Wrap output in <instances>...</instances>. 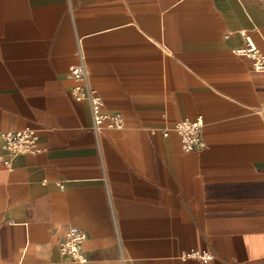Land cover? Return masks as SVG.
<instances>
[{"label": "crops", "instance_id": "crops-1", "mask_svg": "<svg viewBox=\"0 0 264 264\" xmlns=\"http://www.w3.org/2000/svg\"><path fill=\"white\" fill-rule=\"evenodd\" d=\"M240 32L264 54V0H0V132L37 135L0 141V264H80L69 225L82 264H264V73ZM77 50L123 128L95 133L72 98ZM197 117L205 146L183 152L173 127Z\"/></svg>", "mask_w": 264, "mask_h": 264}, {"label": "built area", "instance_id": "built-area-1", "mask_svg": "<svg viewBox=\"0 0 264 264\" xmlns=\"http://www.w3.org/2000/svg\"><path fill=\"white\" fill-rule=\"evenodd\" d=\"M243 38L242 45L234 50L237 55L250 59L252 70L264 73V54L254 45L251 39L240 32ZM69 55L76 57V62L68 66L69 77L77 83L71 88V95L75 101H87L89 104L92 129L97 133L101 128H123V118L120 113H103L102 98L92 89L87 80L84 56L80 50L69 52ZM259 116L264 120V108L259 111ZM203 122L201 117L193 120L185 119L177 122L173 131L180 138L181 150L183 152L198 151L204 148L205 143L202 138ZM162 135H167V130H162ZM0 141L4 149L11 156L23 153H34L37 151V135L33 129L26 128L14 132H0ZM6 165L7 163L4 162ZM61 190L64 187L61 182H56ZM86 240V233L77 226H65L61 231V238L57 248L60 256L64 260L75 263H85L86 256L83 251V244ZM191 259L207 262L212 259V255L207 252L191 251L183 255Z\"/></svg>", "mask_w": 264, "mask_h": 264}]
</instances>
